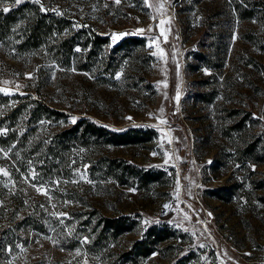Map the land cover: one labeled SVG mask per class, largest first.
I'll return each mask as SVG.
<instances>
[{"label": "rangeland", "instance_id": "obj_1", "mask_svg": "<svg viewBox=\"0 0 264 264\" xmlns=\"http://www.w3.org/2000/svg\"><path fill=\"white\" fill-rule=\"evenodd\" d=\"M24 2L57 20L0 38V264H264V0Z\"/></svg>", "mask_w": 264, "mask_h": 264}, {"label": "trees", "instance_id": "obj_2", "mask_svg": "<svg viewBox=\"0 0 264 264\" xmlns=\"http://www.w3.org/2000/svg\"><path fill=\"white\" fill-rule=\"evenodd\" d=\"M5 1L6 0H0V38H2L4 36L3 34L6 32H10L12 26L23 20L25 22V35L34 45H37L42 37L45 38V36L53 33V27L57 18L48 17L39 7L29 4L28 2L19 4L15 8L4 12V8L1 7V4ZM87 126L94 134L102 135L103 133H107L110 139L114 141L120 142L129 136L126 132L115 133L106 131L104 127H99L94 124H88ZM102 221L105 230L112 228V231L115 233L122 230V225L117 219L104 217Z\"/></svg>", "mask_w": 264, "mask_h": 264}, {"label": "snow or ice", "instance_id": "obj_3", "mask_svg": "<svg viewBox=\"0 0 264 264\" xmlns=\"http://www.w3.org/2000/svg\"><path fill=\"white\" fill-rule=\"evenodd\" d=\"M22 2V0H16V4H19V3H21ZM34 2L35 3H40V0H34ZM115 2L117 3V4H119L120 2H121V0H115ZM41 10H44L43 8L41 9ZM3 11L4 12H7V11H9V9L8 8H4L3 9ZM138 31H143L142 29L141 30H138ZM119 35H124V34H119ZM118 38V35L117 34H113V43H115L116 42V39ZM235 38V37H234ZM179 99V96H177V100ZM129 119H131L130 117H129ZM73 122H75V121H73ZM155 154V153H154ZM0 171H2V170H0ZM4 175H7V172H4ZM37 191L39 192V191H41V189L40 188H37ZM46 194V193H45ZM164 207H168V205H165ZM209 215H211V213H209ZM201 247H203V245H201Z\"/></svg>", "mask_w": 264, "mask_h": 264}]
</instances>
